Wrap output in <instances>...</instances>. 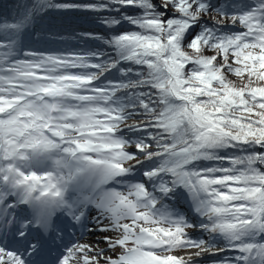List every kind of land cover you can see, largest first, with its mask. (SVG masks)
<instances>
[{"label": "snow or ice", "instance_id": "obj_1", "mask_svg": "<svg viewBox=\"0 0 264 264\" xmlns=\"http://www.w3.org/2000/svg\"><path fill=\"white\" fill-rule=\"evenodd\" d=\"M201 260L264 264V0H0V264Z\"/></svg>", "mask_w": 264, "mask_h": 264}, {"label": "trees", "instance_id": "obj_2", "mask_svg": "<svg viewBox=\"0 0 264 264\" xmlns=\"http://www.w3.org/2000/svg\"><path fill=\"white\" fill-rule=\"evenodd\" d=\"M5 5L11 3V0H2ZM70 23L66 22L65 26L59 30V34L56 39L62 41L64 47L76 48L92 44L91 41H84L77 38L78 33L83 31H92L95 29V25L90 22L89 18L85 17H70Z\"/></svg>", "mask_w": 264, "mask_h": 264}, {"label": "bare ground", "instance_id": "obj_3", "mask_svg": "<svg viewBox=\"0 0 264 264\" xmlns=\"http://www.w3.org/2000/svg\"><path fill=\"white\" fill-rule=\"evenodd\" d=\"M86 238V237H85ZM199 264H208V262L206 261V260H201L200 262H199Z\"/></svg>", "mask_w": 264, "mask_h": 264}, {"label": "rangeland", "instance_id": "obj_4", "mask_svg": "<svg viewBox=\"0 0 264 264\" xmlns=\"http://www.w3.org/2000/svg\"><path fill=\"white\" fill-rule=\"evenodd\" d=\"M94 238H95L94 236H86L85 239L91 240V239H94Z\"/></svg>", "mask_w": 264, "mask_h": 264}]
</instances>
